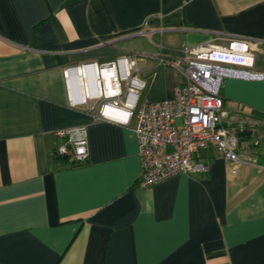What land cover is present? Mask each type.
Here are the masks:
<instances>
[{"label":"crops","instance_id":"obj_1","mask_svg":"<svg viewBox=\"0 0 264 264\" xmlns=\"http://www.w3.org/2000/svg\"><path fill=\"white\" fill-rule=\"evenodd\" d=\"M223 36L246 39L251 70L264 73V0H0V264H264V77L223 78L218 91L244 162L207 146L206 172L144 187L134 118L91 121L68 105L62 77L157 44L173 59ZM136 62L139 101L170 98L184 80ZM74 125L87 134L77 165L54 154V131Z\"/></svg>","mask_w":264,"mask_h":264},{"label":"built area","instance_id":"obj_2","mask_svg":"<svg viewBox=\"0 0 264 264\" xmlns=\"http://www.w3.org/2000/svg\"><path fill=\"white\" fill-rule=\"evenodd\" d=\"M154 31L147 27L135 33L151 43ZM218 44L184 45L180 56L166 59L161 45L146 55L125 52L113 60L96 64L68 66L62 70L68 105L87 112L91 121L127 124L134 118L140 171L136 186L144 187L177 173L198 175L207 165L197 154L211 146L224 160L244 162L237 152V137L222 123V99L219 88L223 78L262 79L263 72L253 71L254 62L248 41L223 36ZM150 57L179 70L184 80L173 88L172 97L160 101H139L145 82L138 58ZM54 154L71 164L83 163L87 156L84 125L54 131ZM169 146L170 150H166Z\"/></svg>","mask_w":264,"mask_h":264},{"label":"trees","instance_id":"obj_3","mask_svg":"<svg viewBox=\"0 0 264 264\" xmlns=\"http://www.w3.org/2000/svg\"><path fill=\"white\" fill-rule=\"evenodd\" d=\"M246 135V136H245ZM244 136H243V139H249V135L248 134H245Z\"/></svg>","mask_w":264,"mask_h":264},{"label":"water","instance_id":"obj_4","mask_svg":"<svg viewBox=\"0 0 264 264\" xmlns=\"http://www.w3.org/2000/svg\"><path fill=\"white\" fill-rule=\"evenodd\" d=\"M166 150H167V151H168V150H170V147H169V146H167V147H166Z\"/></svg>","mask_w":264,"mask_h":264}]
</instances>
